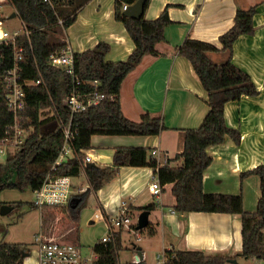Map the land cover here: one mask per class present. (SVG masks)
Here are the masks:
<instances>
[{
	"label": "trees",
	"instance_id": "1",
	"mask_svg": "<svg viewBox=\"0 0 264 264\" xmlns=\"http://www.w3.org/2000/svg\"><path fill=\"white\" fill-rule=\"evenodd\" d=\"M89 0H6L4 5L13 7L29 31V35L18 37L16 43L24 47L22 74L27 80L42 78L46 86L26 88L25 117L29 121L25 126L33 130L24 147L0 162V194L5 189L32 191L41 189L49 175L77 177L85 168L93 191L97 192L119 174L123 166L152 167L155 169L162 186L172 183L176 197L175 210L179 213L213 212L240 214L242 216L243 248L239 255L244 258H264V165H260L244 175L254 174L261 181V195L257 209L246 211L241 195L206 193L204 191V173L213 158L208 148L222 144L230 137L237 144L241 133L230 128L225 120V106L228 102L240 100L243 96H257L259 90L251 76L236 66L233 61V47L236 40L244 34H254V15L256 6L248 9L238 8L235 24L220 36L222 48L190 37L179 48L193 65L203 87L208 93L209 112L198 128L187 129L185 146L175 160H182L181 165L167 163L158 167L157 161L150 155V150L143 147H118L113 156V165L105 167H84L85 150L91 149V137L99 135H158L167 127L161 117L146 113L141 121L127 118L122 110L120 92L125 78L142 62L147 55L157 56V44L166 40L165 29L172 24L169 6L154 20L144 15L139 19L124 15L123 4L128 6L137 0H115V19L122 22L135 48L124 61H107L106 56L111 46L100 42L94 48L75 53V70L84 80L98 79L100 90L115 96L114 100H104L101 104L73 116L76 134L72 141V156L58 164L65 136L61 123L68 122L71 112L64 105V97L71 91L72 76L66 71L53 67L48 58L51 52L66 47L62 39L64 29L76 20L77 13ZM151 0H147L145 11ZM3 18L0 12V19ZM63 20V25L59 20ZM0 75L12 66L13 44L0 47ZM227 53V59L215 63L210 53ZM12 115L7 111L4 92L0 89V131L5 124L12 122ZM7 204L0 199V208ZM34 202H10L13 208ZM66 212L72 222L80 219V207L67 205ZM153 205L143 208L152 210ZM137 227V226H136ZM150 235L154 230L149 231ZM123 247V232L118 229L111 234L107 242L99 241L94 246L98 259L94 264H122L120 252ZM29 248L25 243L0 244V264H24ZM168 256L175 254L172 264H226L231 259L228 255H208L200 250L166 251ZM170 258V257H169ZM124 264H145V262H126ZM169 264V263H168Z\"/></svg>",
	"mask_w": 264,
	"mask_h": 264
},
{
	"label": "crops",
	"instance_id": "2",
	"mask_svg": "<svg viewBox=\"0 0 264 264\" xmlns=\"http://www.w3.org/2000/svg\"><path fill=\"white\" fill-rule=\"evenodd\" d=\"M5 1L0 0L1 13L4 7L1 3ZM254 5L255 32L241 35L236 40L232 61L251 76L259 95L243 96L226 104V123L240 131L241 141L237 144L228 137L224 143L208 148L213 161L204 173L203 182L206 193L241 195L245 210L256 211L261 181L257 175L244 174L264 165V0H151L145 11L146 19L158 18L169 6L173 23L165 29L166 40L157 44L159 55L145 56L125 78L120 101L127 118L138 122L144 114L150 113L161 117L167 129L158 135L95 134L91 137V149L84 151L86 156H92L91 163H95V167L111 166L116 148L143 147L150 150V155L153 149L160 151L161 167L167 163L181 165L182 160H175V157L184 150L185 131L201 126L209 106L206 89L190 60L179 53V48L188 37L222 48L219 38L235 24L237 9ZM14 12L13 8L11 15ZM63 32L62 39L75 53L94 48L100 42L109 43L111 49L107 61H124L135 48L125 25L115 19V0H89L78 11L75 22ZM210 57L219 64L227 59V53L213 52ZM70 154L67 159L72 156ZM64 161L66 157L61 158V162ZM154 175L152 167L123 166L117 177L95 192L83 168L79 177L85 179L80 184H74V177H68L70 194L64 205H79L81 216L88 200L93 199L96 206L88 221L104 225L109 224L126 205L132 224L121 228L123 239L126 233L137 240L143 233L154 230L151 236L160 237L164 252L200 250L208 255L223 254L236 259L243 248L242 216L213 212L179 213L175 210L177 200L172 183L162 186V194L155 202L149 191ZM32 192L35 200V192ZM151 205L154 207L148 210V226L137 230L138 218L146 211L143 208ZM44 207H38L42 211V228L35 235V253L25 256L24 264L28 258H38V236L58 238L64 235L63 229H70V239L77 242L79 238V221L72 222L66 214H45ZM173 209L176 213H172ZM124 248L131 253L130 262H134L139 251L146 262L143 245L133 243ZM243 264H264V260L244 258Z\"/></svg>",
	"mask_w": 264,
	"mask_h": 264
},
{
	"label": "built area",
	"instance_id": "3",
	"mask_svg": "<svg viewBox=\"0 0 264 264\" xmlns=\"http://www.w3.org/2000/svg\"><path fill=\"white\" fill-rule=\"evenodd\" d=\"M50 2V0H45ZM129 6L124 3L123 11L127 10ZM59 23L63 25V20L60 19ZM4 22L0 20V47L2 45L13 44V63L8 67L4 74L0 75V89L4 92V99L7 111L12 115V122L5 124L4 128L0 131V158L8 156L9 151L13 153L21 150L26 141L28 140L33 127H26L25 122L29 121L24 115L26 111V88L30 86H46L42 78L27 80L23 77L21 63L23 61L24 47L16 43L18 37L23 34L29 35V31H14L3 28ZM2 53L0 52V55ZM48 62L53 67L62 69L72 76L71 91L64 97V105L68 107L71 112V117L68 122L61 123V128L65 136V142L62 147L60 156L57 163L60 164L61 158L67 160V156L72 151V141L76 134V127L73 116L77 112L85 111L93 106L101 104L104 100H114L115 96L102 92L100 90L101 81L98 79L84 80L75 70V52L70 45L61 50H56L50 53ZM151 156L157 161L160 167L159 156L160 151L153 149ZM92 156L87 155L84 167L88 162H91ZM69 185L70 180L66 176L49 175L41 189L35 190V204L38 207L45 205H64L69 199ZM151 194L159 198L162 194V185L155 173L153 181L149 185ZM172 213H176L173 209ZM132 219L129 214V208L123 205L119 214L112 218L108 224L109 234L102 238V242H107L111 239V234L118 229L130 227ZM38 248V264H94L98 259L96 253L90 256H84L81 245L70 238H44L42 235L37 238ZM137 240H141L139 237ZM164 264H172L171 259L175 258V254L168 256L166 252L160 258ZM170 257V258H169ZM255 260H264V258H254ZM144 258L138 255L134 259L135 263L143 262ZM234 264V263H226Z\"/></svg>",
	"mask_w": 264,
	"mask_h": 264
},
{
	"label": "rangeland",
	"instance_id": "4",
	"mask_svg": "<svg viewBox=\"0 0 264 264\" xmlns=\"http://www.w3.org/2000/svg\"><path fill=\"white\" fill-rule=\"evenodd\" d=\"M6 2V1H5ZM3 4L2 15L3 18V28L9 30L10 32L14 31H24V23L20 17L16 16L11 18L10 15L13 12V8ZM13 154L12 150L9 151V154ZM71 155V154H70ZM6 156L0 158V162L6 160ZM70 157V156H69ZM85 179L84 176H77L73 178V183L78 185ZM155 202L157 197H155ZM0 199L7 204L10 202H34V193L31 189H26L21 191L18 189H5L0 194ZM89 199V198H88ZM67 205H51L44 207L45 214L52 215H63L66 214ZM96 206L93 199H89L85 208L81 212V216L78 222V235L77 240L80 243L82 252L84 256H90L92 253H95L94 246L102 238L109 234V227L104 225L101 222H92L90 223L89 216L92 209ZM70 220V218H68ZM70 225V224H69ZM42 228V211L38 207H31L29 204H26L22 207L13 208L9 213L2 214L0 211V244L2 242L7 243H25L29 247V254L33 256L35 253V235L40 232ZM65 228V227H64ZM64 235L58 238H70L71 230L63 229ZM72 240V239H71ZM75 241V240H73ZM141 244L146 250V262L145 264H164L160 258L164 255V249L162 243L160 242V237L152 238L150 234L143 233L141 235V241L135 239L134 236H130L128 233L125 234L123 239L124 247H130L132 244ZM131 253L128 248H124L120 252V261L122 264L132 260ZM163 258V257H162ZM237 262L234 264H243L244 257L241 255L237 256ZM25 264H38L37 258H28Z\"/></svg>",
	"mask_w": 264,
	"mask_h": 264
},
{
	"label": "water",
	"instance_id": "5",
	"mask_svg": "<svg viewBox=\"0 0 264 264\" xmlns=\"http://www.w3.org/2000/svg\"><path fill=\"white\" fill-rule=\"evenodd\" d=\"M146 2H147V0H137L134 4L130 5L129 8L123 12L124 15L127 16V17H130V18H134V19L141 18L144 15V13H145V4H146ZM17 15H18L17 12H14L11 15V18L16 17ZM86 167L93 168V167H95V163L88 162ZM71 206L75 207V204H71ZM12 209H13L12 206H10L8 204H3L1 206V208H0V211L4 215V214L9 213ZM149 215H150V211H148V210L143 211L140 214V216L138 218L137 230L144 229V228H146L148 226V224H149ZM28 254H25V256H27ZM138 256L140 258L143 257L141 251L138 252ZM228 262L229 263H236L237 260L236 259H230Z\"/></svg>",
	"mask_w": 264,
	"mask_h": 264
}]
</instances>
